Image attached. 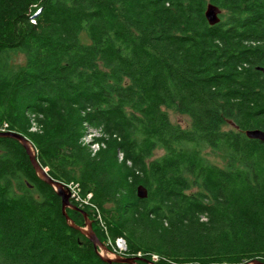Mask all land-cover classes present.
Listing matches in <instances>:
<instances>
[{"label": "trees", "instance_id": "1", "mask_svg": "<svg viewBox=\"0 0 264 264\" xmlns=\"http://www.w3.org/2000/svg\"><path fill=\"white\" fill-rule=\"evenodd\" d=\"M208 3L224 11L214 25ZM3 122L52 178L91 194L137 264L264 261V140L245 134L264 130V0H0ZM87 125L104 144L95 154ZM0 264H110L11 137H0Z\"/></svg>", "mask_w": 264, "mask_h": 264}, {"label": "water", "instance_id": "2", "mask_svg": "<svg viewBox=\"0 0 264 264\" xmlns=\"http://www.w3.org/2000/svg\"><path fill=\"white\" fill-rule=\"evenodd\" d=\"M222 13V9L213 3H208L207 8L205 11V17L210 25H214L220 21V14ZM231 125H235L233 122H230ZM245 134L250 139H259L264 140V130L261 129H252V130H246ZM0 137H11L16 139L25 149L27 155L29 156L30 162L33 166V168L36 171V174L40 179H42L47 184L51 185L54 190L57 192V194L61 197L62 200V213L67 221V224L80 231L83 235H85L94 245L95 251L97 254L106 262L112 264L113 262H121V263H129V264H137L139 260H141V256H123L119 254H113L107 247L106 244H104L96 234V232L93 229V223L92 220L88 217V213L80 206H77L72 203L71 201V194L70 190L67 187V185L63 182L57 181L54 178H52L48 174V168H44L40 165L38 159H37V152L36 149L31 142L30 139H28L23 134L14 132V131H7V132H0ZM148 195V191L145 187L140 185L138 187V196L140 198H145ZM75 209L80 211L85 218V225H78L75 223V221L68 215L67 209ZM243 264H264V261H261L260 259H254L250 262H245Z\"/></svg>", "mask_w": 264, "mask_h": 264}, {"label": "built area", "instance_id": "3", "mask_svg": "<svg viewBox=\"0 0 264 264\" xmlns=\"http://www.w3.org/2000/svg\"><path fill=\"white\" fill-rule=\"evenodd\" d=\"M35 115L31 116V131H38L39 128L37 126V122L34 119ZM7 131H12L10 130V127L8 125L7 122H3L0 123V132H7ZM99 131L93 127H91L90 125L86 126V132L83 135V137L81 138L82 142L84 145L88 146L90 148V151L92 152V154H95L97 151H99L102 147H104V144H99L96 141H94V138L99 136ZM122 158L121 154H120V159ZM67 187L70 190V194H71V200H73L77 205H79L80 207H83L84 205H91L92 208H94L98 214V218L100 219V224L101 227L103 229V231L107 234V238L108 240H111L110 237L108 236V228L102 218V215L99 211V209L94 206L91 202H90V198H91V194H88L87 197H82L81 193H80V186L77 182H70V183H66ZM107 245V244H106ZM112 250H110L113 254H119V255H123V256H127L126 252H127V246H126V240L123 237H118L114 240V243H111V241H109L108 245ZM137 255H141V253L139 252ZM154 259H158L157 255H153Z\"/></svg>", "mask_w": 264, "mask_h": 264}, {"label": "rangeland", "instance_id": "4", "mask_svg": "<svg viewBox=\"0 0 264 264\" xmlns=\"http://www.w3.org/2000/svg\"><path fill=\"white\" fill-rule=\"evenodd\" d=\"M19 59H22V56H20ZM166 110L168 112V115L170 117V120L174 124L179 125L182 128H186V129L191 128V119H190L189 116H187L185 114H181V113H179V112H177L175 110H172V109H166ZM224 128L225 129H228V128H230V126L229 125H225ZM163 153H164V150L163 149H157L154 152L153 157H158V156L162 155ZM202 154L207 159V161L210 162V163H216V164H220V165H223L224 164V160L217 153H215V151L211 150L210 148H205L202 151ZM84 206L90 207V210L92 212V216L94 217V219L96 220V222H98L99 226L101 227L100 219L98 218V214H97L96 210L94 208H92L91 205H84ZM109 241H111V243H114V240L113 239L108 240V238H107L106 239V244L107 245H108ZM126 246H127V251H128V244H127V242H126ZM126 255H128V254H126Z\"/></svg>", "mask_w": 264, "mask_h": 264}, {"label": "clouds", "instance_id": "5", "mask_svg": "<svg viewBox=\"0 0 264 264\" xmlns=\"http://www.w3.org/2000/svg\"><path fill=\"white\" fill-rule=\"evenodd\" d=\"M72 201V200H71ZM77 206H79V205H77ZM83 208V207H82Z\"/></svg>", "mask_w": 264, "mask_h": 264}]
</instances>
